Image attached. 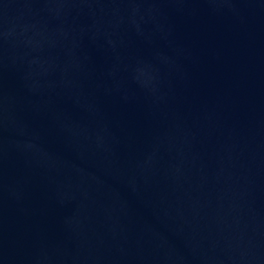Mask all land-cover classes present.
Masks as SVG:
<instances>
[{
  "label": "water",
  "instance_id": "obj_1",
  "mask_svg": "<svg viewBox=\"0 0 264 264\" xmlns=\"http://www.w3.org/2000/svg\"><path fill=\"white\" fill-rule=\"evenodd\" d=\"M0 264H264V0H0Z\"/></svg>",
  "mask_w": 264,
  "mask_h": 264
}]
</instances>
